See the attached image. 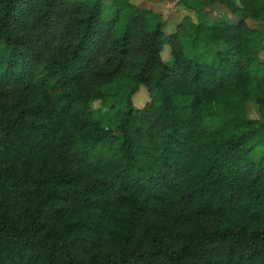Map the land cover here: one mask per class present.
Returning a JSON list of instances; mask_svg holds the SVG:
<instances>
[{"label":"trees","instance_id":"obj_1","mask_svg":"<svg viewBox=\"0 0 264 264\" xmlns=\"http://www.w3.org/2000/svg\"><path fill=\"white\" fill-rule=\"evenodd\" d=\"M177 5L0 0V264H264V0Z\"/></svg>","mask_w":264,"mask_h":264},{"label":"rangeland","instance_id":"obj_2","mask_svg":"<svg viewBox=\"0 0 264 264\" xmlns=\"http://www.w3.org/2000/svg\"><path fill=\"white\" fill-rule=\"evenodd\" d=\"M110 1L111 0H103V2L105 3H109ZM131 1L132 3H136V2L143 3L145 4V6L152 8V10L161 13L163 15V19L169 25H174L176 22H179L181 18L185 15H190L194 19V15L192 13H188L184 11L180 6L177 5V0H161L159 2H150V0H131ZM222 13H226V11L219 6H215L213 8H208L207 10H205V15L210 20ZM168 31H170V29H168ZM165 49H167V47ZM260 57L264 61V51L261 53ZM162 58L163 60L168 59L167 51L163 53ZM132 101L136 107L141 108L144 105V103L148 101V95L146 89L144 87H140L138 92L133 96ZM95 107H98L97 103L95 104ZM247 115L251 119L262 120L258 110L255 108V106L252 103L249 102L247 104Z\"/></svg>","mask_w":264,"mask_h":264}]
</instances>
